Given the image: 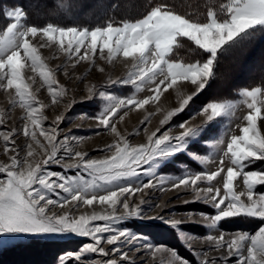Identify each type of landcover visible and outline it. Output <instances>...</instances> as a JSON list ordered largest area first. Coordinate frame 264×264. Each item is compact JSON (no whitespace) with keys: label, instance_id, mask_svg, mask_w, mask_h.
Here are the masks:
<instances>
[{"label":"snow or ice","instance_id":"1","mask_svg":"<svg viewBox=\"0 0 264 264\" xmlns=\"http://www.w3.org/2000/svg\"><path fill=\"white\" fill-rule=\"evenodd\" d=\"M26 15L24 8L18 5L9 6L4 12L9 22L0 34V88L14 89L20 107L27 109L23 133L44 149L45 155L41 160H29L35 156L29 143L25 157L21 158L14 139L18 129L0 130L3 151L9 161L0 162V246L6 239L75 235L90 238L91 242L83 244L75 253L59 256L58 264H66L70 259L80 262L87 253L109 257L110 252L119 259L108 258L98 264H134L124 247L149 252L159 249L143 235L120 227L129 219L145 216L142 205L146 202L141 200L140 204H130L129 197L142 187L163 188L165 181L162 177L156 184L152 183L158 165L170 162L178 153L186 151L189 142L196 137L204 139L212 130L209 127L201 136L205 125H210L216 118L233 114L236 102H209L202 106L206 117L204 124L192 126L187 121L181 122L176 126L182 131L175 136L170 134V129H164L210 85L215 77L219 56L232 54L258 33L264 32V0H227L218 9H209L203 19L195 14V10L180 12L175 6L157 3L140 18L108 20L94 27H64L52 23L44 27L26 26L23 23ZM38 33L47 41L58 44L69 60L74 58L77 63L84 60L94 62L97 53L110 63L119 56L130 59L132 70L122 80L111 83L135 84L137 91L143 86L149 87L151 94L143 99L109 95V106L97 115V128L109 130L117 137L103 149L111 152V156L94 159L89 158L86 152H73L68 147L70 137L67 134L58 140V126L65 119L63 115L57 116L48 128L44 127L46 117L41 111L44 105L29 91L22 70L30 62L31 70L39 71L53 102L63 95V90L56 91L53 70L47 68L37 46L32 43V38L37 37ZM188 42L196 50H202V59L189 62L173 58L174 49ZM183 82H188L194 90L190 94H178L179 106L167 111L156 130L148 135V142L135 146L128 143L127 137L120 134L113 122L119 112L160 101L169 89L176 91L186 87ZM99 95L103 97L105 93L101 91ZM238 95L244 98L243 102L249 109L243 117L246 123L238 126L240 134H226V140L221 139L213 144V154L219 157L216 169L188 173L173 181V187L192 186L196 200L211 205L215 210L214 215L201 214L209 221V229H217L219 223L230 218H255L258 227L254 232L229 233L227 239L224 232L218 236L207 235L203 238L206 243L214 249H226L227 254L210 258L206 252H195L196 264H218V260L228 264L230 257H236V264H264V191L257 188L264 186V167L253 170L258 162H264V133L257 124L258 119L264 123L261 108L257 107V97L264 96V86L243 88ZM11 102L15 104L17 100ZM124 114L127 115V112ZM151 115L149 113L141 124L146 125ZM119 118L123 120L124 117ZM4 125V113L0 111V128ZM40 137L47 144L41 143ZM72 139L78 142L82 138ZM61 149L63 154L58 157ZM65 156L76 160L73 164L62 165L65 169H79L87 173L90 179H85L81 171L75 176H66L50 170L49 165L61 164ZM196 158L201 163L209 160L207 156ZM226 161L230 166L225 167ZM145 165L146 168L143 167ZM141 174L149 178L148 184L141 182L134 187L135 180ZM218 177L222 178V190L213 184ZM237 178H242L244 191L235 190ZM199 183H206L207 187L200 188ZM50 193H54L56 199ZM94 203L107 205L110 212L76 216L69 212L57 214L51 211L56 206H92ZM117 206L124 211L119 213ZM154 219L164 218L158 215ZM179 224L180 221L174 220L171 226L175 228ZM102 242L112 246L110 252L102 246ZM170 253V264H192L175 250H170Z\"/></svg>","mask_w":264,"mask_h":264},{"label":"rangeland","instance_id":"2","mask_svg":"<svg viewBox=\"0 0 264 264\" xmlns=\"http://www.w3.org/2000/svg\"><path fill=\"white\" fill-rule=\"evenodd\" d=\"M8 22L9 21L6 19L3 29ZM23 23H25L26 26H32L28 24L26 20L23 21ZM32 43L37 46L38 53L47 68L53 70L54 78L57 82L56 85H54L56 91L60 92L61 88L63 90V95L58 96L57 100L53 102L52 94L48 91L47 84L41 79L39 71L33 72L30 67V62L22 70V76L24 82L29 86V91L44 105L41 109L43 116L46 117L44 120V127L48 128L52 125V122L57 116L63 115L65 119L58 126V131L60 132L58 140H62L67 134L70 137L68 147L71 148L73 152H86L89 154V158L94 159H105L111 156V152L104 151L103 149H105L106 145L113 143L117 137L109 130L97 128L98 120L96 119L97 115L109 106L110 101L107 97L109 95L119 98L133 96L138 99H143L151 94L148 86H143L140 91H137L135 84L130 83L124 85L120 83H111V81L118 79L122 80L127 76L132 70V61L119 56L110 63L101 58L97 53L96 57H94V62L84 60L77 63L74 58L69 60L67 55L61 51L58 44L47 41V38H42L39 33L37 37L32 38ZM40 45L44 46L41 47ZM236 63V61L231 60V62L226 65V69L232 66L235 67L232 73L234 74V79L231 80L230 78L227 80V74L224 73L225 75H222V79L219 78L217 84L210 82V85L206 86L205 90L195 99L194 103L190 104L184 112L173 118L168 125L164 126V129H170V134L175 136L182 131V129L176 126L181 122L187 121L188 124L192 126L204 124L206 117L202 112L203 105L209 102H219L221 100L236 102L232 115L216 118L210 125H205L201 132V136H204V132L208 131L209 127H211L212 130L204 139L196 137L189 142L186 151L178 153L170 162H161V164L158 165L155 170L156 176L152 179V183L156 184L157 180L162 177L165 181L163 188L142 187V190L137 192L134 196L129 197L130 204H140L141 200L146 202L142 205L145 216L129 219L122 223L120 227L122 229L128 228L134 233L143 235L148 239L149 243L155 245L159 249L158 251L149 252L135 247H124L123 250L127 251L129 258L134 264H170L172 260L170 250H175L180 257L192 261V264H196L197 258L194 255L195 252H206L207 256L210 258L220 257L221 255H226L227 250L212 248L209 243L204 241V237L207 235L218 236L220 232H224L227 239L229 238L227 235L229 233H235L237 231L254 232L258 227L255 218H230L219 223L217 229H209L207 227L209 221L201 214L208 216L214 215L215 210L211 205L202 200H196V193L193 191L192 186L173 187V181L188 173L205 170L214 171L219 164V157L213 154V144L221 139L226 140L227 135L240 134L238 126L242 127L246 123L243 117L247 115L249 109L247 108V104L243 102V97L237 95L235 98H214L222 93V88L230 87V82H236L238 79L243 80V74H238V72L242 70L240 69L241 66L238 65L236 67ZM254 67H257V64H253V68ZM226 69H224L225 72L227 71ZM183 84L187 86L181 87L176 91L169 89L161 96L160 101L145 105L143 108L129 107L119 112V115L113 122L116 123L120 134L127 137L128 143L135 146L139 143L148 142V135L156 130L160 120L163 119L167 111L179 106L178 94H190L194 90L188 82H183ZM252 87L243 88L251 89ZM241 89L237 92L239 93ZM101 91L105 93V96L102 97L99 95ZM13 99H16L17 103L13 104L11 102ZM249 102L251 101L249 100ZM157 105H159V110H157ZM257 107L261 108L262 117H264V96L258 95ZM0 111L4 113L5 117V125L3 128H0V130L6 131L11 128L18 129V133L14 139L20 157H25L27 145L31 143L35 151V156L29 158V160L35 161L43 159L45 155L44 149L36 145L34 141L23 133L27 109L20 107L18 97L14 95V89L5 90L0 88ZM125 111L127 115L124 114ZM149 113H152L150 121L146 125H142L141 121H144ZM120 116L124 117L123 120L119 118ZM257 124L260 131L264 133V123L258 119ZM137 129H139V131H137ZM72 137L82 139L77 142L72 139ZM40 140L41 143L47 144L43 137H40ZM3 147V141L0 139V162L8 163L9 161L7 155L3 151ZM220 147H225V145H220ZM10 154L12 153L8 155ZM61 154H63V149H61L58 157ZM205 156L209 157L207 163H201V161L196 158ZM75 162V158L65 156L61 164H52L48 167L50 170L61 172L66 176H75L77 172L81 170L75 168L65 169L62 166ZM227 166H230V164L226 161L225 167ZM143 167L146 168L147 165ZM261 167H264V162H258L253 170ZM81 175H83L85 179H90L87 173L81 171ZM52 179L57 178L53 177ZM148 181L149 178L141 174L138 179L135 180L133 186L135 187L136 184L141 182L142 184H148ZM213 184L220 187L222 190V178L218 177L217 181H214ZM199 187H207V184L199 183ZM257 188L260 191H264V186H257ZM235 190L237 192L245 190L242 178H237ZM61 194L64 195L63 193ZM50 195L53 199H56L54 193H50ZM98 206V203H94L92 207L89 206V208H91L87 211L85 208L87 205L74 207L72 204H69L65 205L63 208L60 206L52 207L51 211L57 214L69 212L76 216L81 214L91 215L93 212L101 214L110 212V209L107 208L108 212H105L103 210L105 207L102 208L101 205L100 207ZM105 206L107 207V205ZM117 210L119 213L124 211L121 206H117ZM158 215L164 219H154V217ZM174 220L180 221V224L175 228L171 226ZM39 238L62 242V246L66 247V250L55 256L57 250H59L57 248L47 249L46 252H43L40 248L35 249L34 252H36V255L31 253L33 257L28 261H21L20 264H58L59 256L66 253H75L79 251L83 244L91 242L90 238L77 237L75 235H51ZM27 239L29 238L19 240L6 239L0 248ZM102 246L106 250H109V252L112 247L106 242H102ZM19 257L20 254H18V258ZM108 258L119 259L118 256L111 252L109 257H104L98 253H87L83 255L80 262L70 259L66 264H98L99 261ZM201 258L203 259V257ZM218 264H224V262L218 260ZM228 264H236V257H230Z\"/></svg>","mask_w":264,"mask_h":264},{"label":"trees","instance_id":"3","mask_svg":"<svg viewBox=\"0 0 264 264\" xmlns=\"http://www.w3.org/2000/svg\"><path fill=\"white\" fill-rule=\"evenodd\" d=\"M226 2L227 0H0V6H2L0 7V34L6 22L5 9L12 5L24 8L27 14L25 20L32 26L43 27L52 23L55 26L64 27H94L108 20L140 18L157 3L175 6L180 12L195 10V14L203 19L209 9L216 10L220 4ZM114 5H116L115 8ZM201 53L202 50H196L195 46L188 42L174 49L172 55L173 58L178 57L191 62L202 59ZM231 60L237 62L236 67L241 66L242 70L238 74H243V80L230 82V87L222 88V93L214 98H235L238 95L237 91L243 87L264 86V32L258 33L254 39L236 49L232 54L219 56L215 67V77L211 80L213 84H217L219 78L222 79V75H225L224 73L227 74V80L234 79L232 73L235 67L226 69V65ZM253 64H257V67L253 68ZM224 69L227 71L225 72ZM62 245V242L40 238L19 241L0 248V264H18V259L19 264L21 261H28L33 257L32 254L36 255L35 249L39 248L43 252L50 248H57L59 249L55 254L57 256L66 250V247ZM18 254H20L19 258Z\"/></svg>","mask_w":264,"mask_h":264},{"label":"bare ground","instance_id":"4","mask_svg":"<svg viewBox=\"0 0 264 264\" xmlns=\"http://www.w3.org/2000/svg\"><path fill=\"white\" fill-rule=\"evenodd\" d=\"M141 190H142V189H141ZM144 190H145V189H144ZM142 192H143V191H142ZM98 204H99V203H98ZM92 206H93V205H92ZM92 206H91V207H92ZM91 207H90V208H91ZM98 207H100V204H99ZM101 207H102V208L105 207L103 210H104L105 212H108V211H107L108 209H107V207H106L105 205H101ZM85 208L87 209V211H89V209H90L89 206H87V207H85ZM89 213H90V212H89Z\"/></svg>","mask_w":264,"mask_h":264}]
</instances>
